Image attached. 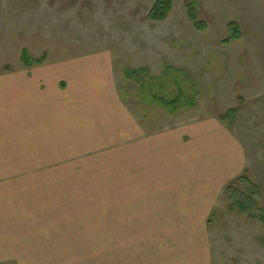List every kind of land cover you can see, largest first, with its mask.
<instances>
[{
    "label": "rangeland",
    "instance_id": "rangeland-1",
    "mask_svg": "<svg viewBox=\"0 0 264 264\" xmlns=\"http://www.w3.org/2000/svg\"><path fill=\"white\" fill-rule=\"evenodd\" d=\"M158 1L0 0V264H264V0H193L202 29L189 19L192 0H170L168 18L150 20ZM98 54L113 56L132 113L105 131L91 105L77 110L76 81L57 90L62 66ZM127 68L141 70L149 97L182 88L195 106L144 102ZM229 111L233 124L220 118ZM214 117L246 152L235 192L187 207L176 202L179 177L148 191L152 157L141 148ZM119 211L137 217L131 237L114 227Z\"/></svg>",
    "mask_w": 264,
    "mask_h": 264
},
{
    "label": "crops",
    "instance_id": "crops-1",
    "mask_svg": "<svg viewBox=\"0 0 264 264\" xmlns=\"http://www.w3.org/2000/svg\"><path fill=\"white\" fill-rule=\"evenodd\" d=\"M60 71L67 72L65 75L68 76V80L65 79L59 82L57 86L59 93L70 88L69 77L72 83L76 81L78 91L76 101L80 104V106L76 107L77 110L85 113V104L91 105V113L93 112V115L99 116L102 119L103 126H105L102 127V130H111L112 117L114 116L120 115L124 119H127V117L129 119L132 118V113L126 107L125 101L121 98L118 90L117 80L114 76L113 56L111 58V56H107L106 54H98L92 58L83 57L80 60L72 62L69 67L62 66ZM141 100L152 104L142 98ZM85 101L87 102L85 103ZM66 104L68 105L69 103ZM71 105L74 106L73 104ZM92 121H94L93 126L95 128L101 123L97 119ZM229 126L220 118L214 117L193 122L188 127L177 129L172 133H160L152 137L153 146L151 149L149 147L141 148V155L152 157L151 162L142 167V172L147 170L151 176L149 177L150 183L148 185L150 188L148 191L151 190L152 194L161 195L164 192L161 188L164 187H162L163 182L160 184L159 181L162 179L165 181V179H169L170 177L176 180L174 178L179 177V182L182 183H177V185H183L184 188L181 189L180 193L182 194L180 196L177 195V191H174V194L178 196L176 202L183 203L187 207L190 206V203H194L195 199L199 203L209 205L216 202L217 197L228 184L245 169V149L239 140L232 134H229ZM141 138L142 144H148L150 141V137L147 134L142 135ZM132 149L134 151V149L138 148L134 147ZM123 153L125 155L129 154L126 149ZM131 153L134 155L138 154L137 151ZM164 153L177 157L176 159L179 161L180 157H183L184 163H169V160L172 159L171 156L164 158L166 160H160ZM187 159L188 162L185 163ZM172 160L175 159L173 158ZM128 168L129 166L125 164L120 169L127 170ZM145 179L146 176L143 174L142 180L145 181ZM197 196H200L201 200H198ZM187 211L185 210V212ZM116 213L118 216H114V218L117 219L119 217L122 220L121 222H123L115 223L114 227H118L117 233L120 235L128 234L127 236L131 237L132 235L129 233V230L132 227L128 220L137 217L131 216L130 213L128 214L125 211ZM117 214H113L112 212V218L113 215ZM145 217L147 216L144 213L138 215V218L144 219ZM139 223L136 226L140 229L143 228L145 224ZM112 264H117V261L112 262ZM118 264L138 263L124 260Z\"/></svg>",
    "mask_w": 264,
    "mask_h": 264
},
{
    "label": "trees",
    "instance_id": "trees-1",
    "mask_svg": "<svg viewBox=\"0 0 264 264\" xmlns=\"http://www.w3.org/2000/svg\"><path fill=\"white\" fill-rule=\"evenodd\" d=\"M171 9H172V2L170 0H160L156 3L153 10L151 11V13L149 15V19L152 21H155V22L165 21L168 18V15H169ZM188 16H189V19L194 23L196 28H198V29L203 28L202 24L198 21L197 14L195 12L194 4H193V0L188 4ZM23 57H24V59H27L26 64H32V62L29 59V55H28L27 51L23 52ZM142 76H143V74H142L141 70H133L130 68L125 70V77L128 80L136 81L137 83L141 84V91L139 92L140 98L147 100L152 104L156 103L159 106H164L165 109H168L172 112L177 111L179 108H182V107H189V106L193 107V106H195L194 100H191V102H187V98L185 97L182 88H179L180 92L177 96L170 95V96H166L165 98H163V97L161 98V97H158V95H154V96L149 97L148 95H146V93H148L149 90L145 86V83L142 79ZM160 99H161V103H160ZM181 102H182V104H180ZM233 115H234V112L229 111L226 114V116L220 117V118L222 120L226 119L229 122V124H233V122H234ZM230 188L231 187L229 185L227 188V191L234 193L235 190L230 191Z\"/></svg>",
    "mask_w": 264,
    "mask_h": 264
}]
</instances>
